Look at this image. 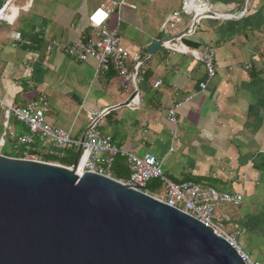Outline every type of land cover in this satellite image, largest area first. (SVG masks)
Listing matches in <instances>:
<instances>
[{"label":"crops","instance_id":"crops-1","mask_svg":"<svg viewBox=\"0 0 264 264\" xmlns=\"http://www.w3.org/2000/svg\"><path fill=\"white\" fill-rule=\"evenodd\" d=\"M205 1L210 10L206 17L195 24L181 15L173 30L164 27L182 0L16 4L22 10L14 26L0 25V101L25 107L46 99L47 122L79 142L92 116L118 149L136 156L155 153L173 182L242 196L240 206L220 205L216 216L228 234L239 235L242 250L264 264V0ZM110 3L119 8L107 26L118 31L123 47L139 53L137 78L136 62H128L126 77L101 74L94 61L77 62L61 49L87 36L89 14ZM161 34L170 41L180 39L189 51L211 47L215 77L209 80L191 54L164 50L150 56L146 49ZM201 83H206L203 91ZM177 104L183 105L174 126L167 114ZM0 113L3 125L1 108ZM172 131L178 142H172ZM9 132L13 137L7 136L5 145L9 138L12 151L17 137L27 132L14 118Z\"/></svg>","mask_w":264,"mask_h":264},{"label":"water","instance_id":"water-1","mask_svg":"<svg viewBox=\"0 0 264 264\" xmlns=\"http://www.w3.org/2000/svg\"><path fill=\"white\" fill-rule=\"evenodd\" d=\"M170 40L161 34L146 52ZM80 155L81 146L67 168L0 154V264H245L213 230L145 188L78 174Z\"/></svg>","mask_w":264,"mask_h":264},{"label":"built area","instance_id":"built-area-1","mask_svg":"<svg viewBox=\"0 0 264 264\" xmlns=\"http://www.w3.org/2000/svg\"><path fill=\"white\" fill-rule=\"evenodd\" d=\"M17 1L4 0L0 6V25L6 23L9 26H14L22 10L16 6ZM110 4L108 7L97 8L89 14L86 25L89 31L87 36L61 49L77 62L94 61L97 65V72L101 74L116 73L120 77H126L128 62H136L134 75L137 78L142 65L140 55L138 52L131 53L123 47L118 31L108 28L107 24L111 14L114 9L119 8L116 3ZM98 13H102V15H97ZM209 13V5L205 0H182L181 9L170 16L164 28L175 29L180 22L181 15L192 17L196 24L200 18L206 17ZM241 16L244 14L242 13ZM54 45L58 47L57 44ZM164 50L173 54H191L195 61L204 66L209 80L215 77V52L211 47H206L203 52L198 53L189 51L180 39H174L164 44ZM244 70H250V66H245ZM160 85L161 82H158L155 88ZM199 87L202 91L205 90L206 83H201ZM190 99L191 97L187 101ZM182 105L177 104L168 111L167 120L171 125L177 124V110ZM0 108L3 110L5 129L0 140V150L5 146V138L13 137V134L9 132L12 118L23 125L27 132V134L17 137V145L12 148V152L16 155L22 153L21 158L15 159L46 163L44 161L46 157H59L61 152L77 150L81 146L77 173H93L111 178L114 160L117 156H121L126 159L130 171L128 185L145 188L142 190L147 195L181 211L213 230L215 235L223 238L236 250L245 264H262L252 260L249 254L242 250L238 243L239 235L228 234L222 227V219L216 216V210L220 205L240 206L243 201L242 196L219 192L212 187L198 183L177 184L173 182L163 173L160 159L151 154H145L140 158L133 153L118 149L113 144L112 137L101 132L98 121L92 116H90L92 124L86 134L85 141L83 143L75 141L68 133L47 122L46 115L49 112V105L44 98L33 101L25 107L6 106L0 101ZM171 138L172 142H178L177 134L174 131L171 132ZM37 146L43 149L42 152L36 149ZM173 151L170 149V152ZM213 179L216 177L214 176ZM151 181H158L162 184L163 188L159 193L150 195L147 192V184Z\"/></svg>","mask_w":264,"mask_h":264},{"label":"trees","instance_id":"trees-1","mask_svg":"<svg viewBox=\"0 0 264 264\" xmlns=\"http://www.w3.org/2000/svg\"><path fill=\"white\" fill-rule=\"evenodd\" d=\"M75 149L70 151H64L59 157H46V163H54L59 164L63 167H71L75 158ZM111 178L123 182L128 183L130 178V171L128 169L126 159L121 156H117L114 160V164L112 167ZM194 183V182H193ZM163 186L158 181H151L147 184L146 190L150 195L159 193L162 190Z\"/></svg>","mask_w":264,"mask_h":264},{"label":"rangeland","instance_id":"rangeland-1","mask_svg":"<svg viewBox=\"0 0 264 264\" xmlns=\"http://www.w3.org/2000/svg\"><path fill=\"white\" fill-rule=\"evenodd\" d=\"M24 1H26V0H18V2H16L15 4H21L22 2H24ZM69 1V0H68ZM75 1H77V0H75ZM78 1H80V0H78ZM56 2H63V0H56ZM115 10V9H114ZM168 30H169V28H168ZM126 48V47H125ZM127 49V48H126ZM52 102H51V100H50V104H51ZM83 119H81L80 118V122L82 121ZM3 133H4V128H3V125H2V114L0 113V140H1V138L3 137ZM7 143H6V145H5V147H4V149L2 150V155L3 156H9V157H12V156H16V154L14 153V152H12L10 149H11V147H12V145H11V143H10V139L8 138L7 140ZM10 151H11V153H10ZM151 153V155L152 156H154V157H156L155 156V153H153V152H150ZM144 156V153H141V154H138V157L139 156H141V157H143ZM140 157V158H141ZM162 170H163V167H162Z\"/></svg>","mask_w":264,"mask_h":264},{"label":"snow or ice","instance_id":"snow-or-ice-1","mask_svg":"<svg viewBox=\"0 0 264 264\" xmlns=\"http://www.w3.org/2000/svg\"><path fill=\"white\" fill-rule=\"evenodd\" d=\"M97 15H102V13H98ZM94 19H95V17H94Z\"/></svg>","mask_w":264,"mask_h":264}]
</instances>
